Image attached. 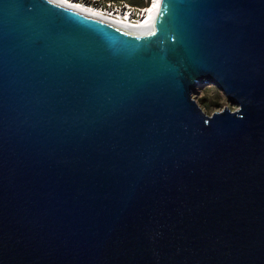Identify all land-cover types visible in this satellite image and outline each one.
I'll return each instance as SVG.
<instances>
[{"label":"water","instance_id":"water-1","mask_svg":"<svg viewBox=\"0 0 264 264\" xmlns=\"http://www.w3.org/2000/svg\"><path fill=\"white\" fill-rule=\"evenodd\" d=\"M0 264H264V0H0Z\"/></svg>","mask_w":264,"mask_h":264},{"label":"rangeland","instance_id":"rangeland-1","mask_svg":"<svg viewBox=\"0 0 264 264\" xmlns=\"http://www.w3.org/2000/svg\"><path fill=\"white\" fill-rule=\"evenodd\" d=\"M77 3V4H82L87 7H92L94 9L102 10L104 11L105 8L111 9L114 11V13L118 15H125L129 16L131 21L136 22L142 17V10L145 9L148 5L151 4L152 0L148 1V4L145 7H138L141 5H136L134 0H123V1H104V0H65ZM146 1V0H145ZM146 3V2H145ZM128 8L131 9L132 13L129 15L127 14V11L129 10ZM112 13V14H114ZM111 14V13H110ZM109 15V14H108ZM117 16V15H115ZM213 84H207V85H202L196 88L193 96L197 101H200L201 98L207 97L206 102H200L203 110L211 115L213 112L217 110H222L225 106H230L227 98L224 94L223 91L220 92L218 88L215 86L211 88L210 90H205L207 87L211 86ZM219 92V93H217ZM232 109H235L236 106H230Z\"/></svg>","mask_w":264,"mask_h":264},{"label":"bare ground","instance_id":"bare-ground-1","mask_svg":"<svg viewBox=\"0 0 264 264\" xmlns=\"http://www.w3.org/2000/svg\"><path fill=\"white\" fill-rule=\"evenodd\" d=\"M59 1L64 2L67 5H70L94 17L103 20H108L111 21L112 23L120 24L128 29H132L134 31L143 32V33L149 32L152 29L153 24L156 18L158 17L161 8V0H152L151 4L142 10V17L136 22H134L130 20L129 16H125V15L115 16L112 13L111 14L109 12L107 13L105 10L102 11V10L94 9L92 7L84 6L82 4H77L70 1L66 2L65 0H59Z\"/></svg>","mask_w":264,"mask_h":264},{"label":"trees","instance_id":"trees-1","mask_svg":"<svg viewBox=\"0 0 264 264\" xmlns=\"http://www.w3.org/2000/svg\"><path fill=\"white\" fill-rule=\"evenodd\" d=\"M104 1H123V0H104ZM148 1L149 0H134V2H137V3H135L136 5H141V6H138V7H145L147 4H148ZM146 2V3H145ZM146 8V7H145ZM215 85H211V86H209V87H207L205 90H210L211 88H213ZM216 88H218L217 86H215ZM219 89V88H218ZM220 90V89H219ZM222 90H220V92H221ZM217 93H219V92H217ZM220 94V93H219ZM206 100H207V97H205V98H201L200 99V101H198V103L200 104V102H206ZM200 106H201V104H200ZM202 107V106H201Z\"/></svg>","mask_w":264,"mask_h":264},{"label":"built area","instance_id":"built-area-1","mask_svg":"<svg viewBox=\"0 0 264 264\" xmlns=\"http://www.w3.org/2000/svg\"><path fill=\"white\" fill-rule=\"evenodd\" d=\"M129 10L127 11V14H130V13H132V11H131V9L130 8H128ZM107 13L109 12V13H114V11L112 10V8L111 9H107V8H105L104 9ZM114 15H118V14H116V13H114Z\"/></svg>","mask_w":264,"mask_h":264}]
</instances>
